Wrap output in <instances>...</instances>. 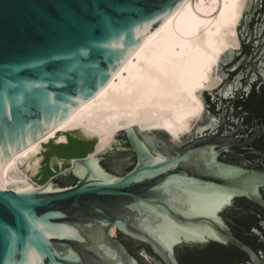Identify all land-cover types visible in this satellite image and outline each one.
<instances>
[{"label": "water", "instance_id": "obj_1", "mask_svg": "<svg viewBox=\"0 0 264 264\" xmlns=\"http://www.w3.org/2000/svg\"><path fill=\"white\" fill-rule=\"evenodd\" d=\"M185 1L0 0V264H179L177 249L210 244L234 246L253 264H264L221 217L238 198L264 208V173L221 163L219 153L202 141L180 150L186 138L207 128L200 126L205 94L224 83L221 72L228 83L238 80L242 86L264 66V0L249 1L203 93L205 111L190 134L175 141L164 130L131 127L92 159L94 143L66 134L67 143L44 145L46 162L33 178L38 186L10 161L94 98ZM258 83L255 77L248 85ZM173 148L175 154L169 152ZM201 156L214 159L215 167L193 172L184 163ZM52 157L66 161L65 170H51ZM222 170L233 175H222ZM184 179L232 198L209 218L198 213L218 201L192 207L155 192ZM147 208L185 232L177 234L160 221L168 229L161 242L153 235L157 218ZM113 228L117 237L111 235Z\"/></svg>", "mask_w": 264, "mask_h": 264}, {"label": "bare ground", "instance_id": "obj_2", "mask_svg": "<svg viewBox=\"0 0 264 264\" xmlns=\"http://www.w3.org/2000/svg\"><path fill=\"white\" fill-rule=\"evenodd\" d=\"M249 1H185L94 98L15 155L10 161L16 170L38 186L33 178L46 162L44 145L67 143L66 134L94 143L89 159L108 150L119 132L135 126L164 130L175 141L190 134L205 111L203 93ZM65 165L57 157L48 160L53 171L65 170ZM111 235L117 237L116 228Z\"/></svg>", "mask_w": 264, "mask_h": 264}, {"label": "flooded vegetation", "instance_id": "obj_3", "mask_svg": "<svg viewBox=\"0 0 264 264\" xmlns=\"http://www.w3.org/2000/svg\"><path fill=\"white\" fill-rule=\"evenodd\" d=\"M242 23L238 28L241 41L238 52L242 49L240 33ZM221 73L225 76L224 83L214 93L205 94L206 115L200 126L207 128L203 133L186 138L180 150L202 141L204 145L213 147L219 153L218 160L221 163L264 173V66L260 72L250 75L242 86L239 85L238 80H234L231 85L226 74ZM255 77L258 78L259 83L254 86L248 85ZM230 88L232 92L227 96ZM212 120L214 122L210 126ZM169 152L175 154L177 151L173 148L169 149ZM261 195L264 200V188L261 190ZM221 217L232 234L251 247L264 263V208L248 199L238 198L223 209ZM211 245L183 246L177 249L176 257L179 264H182L181 254L191 261L202 263L208 260V256L215 253ZM219 246L222 247V253L227 252L229 255L217 254L220 261L215 262L216 255L212 254L206 264H253L234 246ZM131 252L135 255L134 250ZM232 252L240 256H232Z\"/></svg>", "mask_w": 264, "mask_h": 264}, {"label": "snow or ice", "instance_id": "obj_4", "mask_svg": "<svg viewBox=\"0 0 264 264\" xmlns=\"http://www.w3.org/2000/svg\"><path fill=\"white\" fill-rule=\"evenodd\" d=\"M184 163H186L193 172H199L201 170L206 171L215 167V160L208 156H201L196 159L190 158L188 161H184ZM221 174L227 176L233 175V173H231L229 170H222ZM108 183L114 184L116 183V181L109 180ZM46 191L50 192L52 191V189H46ZM155 192L163 196L167 201L171 203H182L192 207H195L197 205L207 207L210 202L218 201L212 204L208 211H202L198 213L201 216H208L209 218H212V213L219 211L224 206V204L229 202L232 198L229 194L217 195L214 190L207 188L202 184H195L190 179L169 181L166 184L158 186L157 189H155ZM128 208L135 210L131 205H129ZM144 208L145 205L141 204V212H143ZM147 211L149 213H153L157 218V228L156 232L153 235L158 236L161 242H163V234L168 231V229L160 225V221H163L165 224L171 225L172 228L176 229L177 234H183L185 232L182 227L174 224L167 216L156 212L155 209L147 208ZM185 215H187V213H185ZM144 218L147 219V217ZM65 231L72 232L73 230L66 228ZM183 238L187 240L192 239L193 237L183 236ZM75 239L79 240L80 237L76 236ZM176 242L178 243L179 240H177ZM168 251H171V248H168ZM32 254L35 255L34 252ZM52 255L57 256L60 255V253H52Z\"/></svg>", "mask_w": 264, "mask_h": 264}, {"label": "trees", "instance_id": "obj_5", "mask_svg": "<svg viewBox=\"0 0 264 264\" xmlns=\"http://www.w3.org/2000/svg\"><path fill=\"white\" fill-rule=\"evenodd\" d=\"M65 185H69V184H63V186H65ZM122 239V238H121ZM126 244V246L131 250V251H133V248H132V246L130 245V244H127V243H125ZM212 247V250L213 251H215V253L213 254V255H216V257H215V262H219L220 261V259L218 258V256H217V254L218 255H220V254H226V255H229L227 252L225 253H222L223 251H222V247H220L219 245H217V244H212L211 245ZM212 254H210L209 256H208V260H205L204 262H198V261H196V260H194V261H191V260H188V258H186V256L185 255H183V254H181L180 255V260H181V262H182V264H206V263H208L209 262V260H210V258H211V256H212ZM231 255L232 256H237V257H239L240 255H238L237 253H235V252H232L231 253Z\"/></svg>", "mask_w": 264, "mask_h": 264}]
</instances>
